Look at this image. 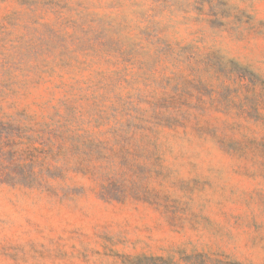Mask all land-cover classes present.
Here are the masks:
<instances>
[{
  "label": "rangeland",
  "instance_id": "374dc122",
  "mask_svg": "<svg viewBox=\"0 0 264 264\" xmlns=\"http://www.w3.org/2000/svg\"><path fill=\"white\" fill-rule=\"evenodd\" d=\"M0 264H264V0H0Z\"/></svg>",
  "mask_w": 264,
  "mask_h": 264
}]
</instances>
